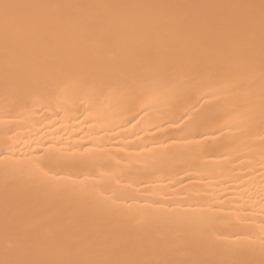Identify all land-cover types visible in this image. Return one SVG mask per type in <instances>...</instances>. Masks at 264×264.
I'll use <instances>...</instances> for the list:
<instances>
[{
    "label": "bare ground",
    "instance_id": "bare-ground-1",
    "mask_svg": "<svg viewBox=\"0 0 264 264\" xmlns=\"http://www.w3.org/2000/svg\"><path fill=\"white\" fill-rule=\"evenodd\" d=\"M0 264H264V0H0Z\"/></svg>",
    "mask_w": 264,
    "mask_h": 264
},
{
    "label": "snow or ice",
    "instance_id": "snow-or-ice-1",
    "mask_svg": "<svg viewBox=\"0 0 264 264\" xmlns=\"http://www.w3.org/2000/svg\"><path fill=\"white\" fill-rule=\"evenodd\" d=\"M4 7H5V9H7L9 7H12V6L5 4Z\"/></svg>",
    "mask_w": 264,
    "mask_h": 264
}]
</instances>
